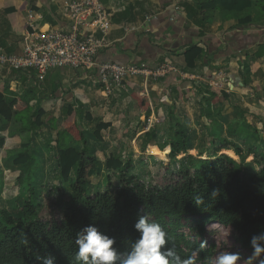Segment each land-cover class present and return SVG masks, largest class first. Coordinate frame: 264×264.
<instances>
[{"label":"trees","instance_id":"obj_1","mask_svg":"<svg viewBox=\"0 0 264 264\" xmlns=\"http://www.w3.org/2000/svg\"><path fill=\"white\" fill-rule=\"evenodd\" d=\"M253 5H258L264 13V0H196L202 24L215 10L242 12ZM3 11L9 24L14 25L13 0H4ZM250 22L251 16L248 15L238 20V26ZM199 34L202 35L203 31L200 30ZM205 48L196 44L185 47L183 55L188 68L195 66L196 59L205 54ZM204 88L207 95H203V99L209 105L218 106L213 110L207 107L204 114L209 120L208 133L215 152L198 159L189 156L188 163L181 162L177 181L173 184L146 187L136 175L128 173L130 158L122 160L109 156L105 166L118 171L119 187L115 189L107 176L104 190L89 194V173L97 159L79 123V112L73 105L65 109L59 138L55 140L58 173L68 189L67 200L63 202L58 198L54 203L57 216L45 214L44 206L39 203L40 191L33 180L39 160L34 152L26 148L10 155L11 166L19 167L16 186L24 189L26 185L24 191L28 196L21 201L18 212L0 208V264H43V259L48 257L53 258V264H80L74 259L77 251L75 237L88 224H95L101 232L115 238L114 247L119 254L117 264H122L131 242L139 235L133 226L141 215L161 225L167 234L165 247L172 248L181 261L210 264L213 247L203 246V236L211 222L231 228L233 239L252 253L251 237L264 231V153L263 165L258 170H247L229 155L218 153L221 149H232L244 158L241 147L221 136L220 103L228 100L229 95L213 86ZM181 96L178 92L177 98ZM74 97L81 102L86 100L80 92H75ZM131 97L140 110L150 113L147 96L131 93ZM30 100L29 93L7 100L0 91V153L12 136L19 140L18 145H24L32 143L33 137L39 134L37 129L43 125L46 110L33 109ZM169 114L171 116L173 111ZM109 126L110 123L99 122L92 135L102 140L101 131ZM170 128L172 136L160 149L169 146V156L175 158L191 146L183 123L175 120ZM144 135L147 138L152 136L149 131ZM44 148L50 152L49 140H44ZM247 152L249 155L253 151ZM213 189L217 190V196L211 195ZM197 196L201 198L199 204L196 203ZM192 216L196 218L191 220L190 230L200 238L199 241L180 232L182 220Z\"/></svg>","mask_w":264,"mask_h":264},{"label":"crops","instance_id":"obj_2","mask_svg":"<svg viewBox=\"0 0 264 264\" xmlns=\"http://www.w3.org/2000/svg\"><path fill=\"white\" fill-rule=\"evenodd\" d=\"M65 1L13 0L15 24L10 25L3 11L4 0H0V45L7 51L17 53L36 29L42 31L65 29L70 22ZM101 2L110 13V28L107 33L108 45L98 55L100 60L121 63L145 61L153 67L162 62H169L174 70L166 76L147 82L142 76H131L126 82L127 90L115 94H107L95 81V76L86 70L53 68L46 73L42 81L37 80L33 70H12L8 73L3 70L0 71V91L5 98L11 100L29 93L32 106L34 101L45 95L48 97L45 98L46 105L53 104V101L55 105L57 102H64L66 108L73 105L77 110L82 109L83 121L88 124L97 113H100L104 118L94 120V129L99 122L114 124L112 119H105L106 116L113 114L112 110L117 111V108L108 110L114 101L119 110L114 116L130 119L134 124L139 123L145 112L138 108L131 93L147 96L152 111L151 117L147 119L148 122H152L161 107H168L171 93L180 92L182 96L185 94L188 96L193 95L194 91L197 94L204 93V86H213L226 91L229 95L228 100L220 103L222 110L220 121L223 125L221 136L241 147L234 140L237 136V123L232 120L235 114L234 107L229 105L232 97L242 92L241 89H249L250 85L255 86L258 83V78L249 72L254 58L264 57V13L259 6L253 5L242 12L215 10L208 14V20L202 24L196 0H101ZM29 11L41 16L35 30L28 26ZM248 15L251 16V22L238 26V20ZM200 30L203 31L202 35L199 34ZM232 34H237L238 37L231 36ZM190 44L206 47L205 54L196 59L193 68L186 66L183 55L185 47ZM239 69L241 76L238 73ZM75 92H80L86 100L81 102L75 99ZM122 94L126 95L128 105L133 111L126 117L124 113L127 111L124 112L119 105V97ZM208 103L205 101V108L210 107L213 110L218 107L216 104ZM228 107L231 108L227 110ZM40 108L46 110V107L40 106L38 109ZM101 110L103 111L100 112ZM88 118L90 119L87 120ZM206 120L209 122L207 118ZM230 128L233 130L230 131ZM146 130L148 127L139 131L136 138L143 135ZM227 150L235 154L234 150Z\"/></svg>","mask_w":264,"mask_h":264},{"label":"rangeland","instance_id":"obj_3","mask_svg":"<svg viewBox=\"0 0 264 264\" xmlns=\"http://www.w3.org/2000/svg\"><path fill=\"white\" fill-rule=\"evenodd\" d=\"M238 71L239 76H241V70ZM249 73L258 78V83L255 86L250 85L249 89H241L243 93L239 92L234 95L229 106L234 107L233 113L235 114L232 120L237 123V136L234 140L241 146L242 155L244 156L242 158V156L236 155L234 159L247 170H258L263 165L262 154L264 153V57L254 58ZM247 77L250 76L247 75ZM237 87L241 88V86ZM199 93L200 96L196 91L193 95L187 96L185 94L181 96L179 101L177 100V93H171L168 107H161L162 109L159 110L156 119L148 122L147 118L151 117L150 114H152L150 109V113H144L143 118L137 124H134L130 119L126 118L125 120L124 117L114 116L115 113L119 112L114 101L113 106L109 105L108 110L117 108V111L112 110L113 114L109 117L106 116L107 118L105 117L107 120L112 119L114 124L101 131L102 140L95 139L92 132L95 121L101 120L104 116H100V113L96 112L94 119L88 124L83 121V110L78 109L79 123L86 133L89 144L92 146V154L97 159V163L89 173L88 193L94 194L103 191L107 176L115 189L119 187L118 171L109 170L105 166V161L109 156L122 160L130 158L129 174L136 175L146 187H160L163 184H173L177 181L179 165L181 162L188 163L189 156L198 159L214 154L215 145L211 142V136L208 133L209 122L204 115L205 101L201 97L206 95L202 92ZM39 98L38 101L32 103L35 110L40 106L46 107L43 125L37 129L39 134L33 137L32 143L24 145H18L19 140L12 136L0 153V208L5 207L13 212H18L21 201L28 196V192L24 191L26 185H24V189L16 186L15 177L19 167L11 166L8 161L9 156L19 149L28 148L34 152L39 160V164L35 168V177H33L38 191H40L39 203L44 206L45 214L49 213L48 215L55 217L58 215L54 204L56 199L61 198L65 202L68 196L67 185L61 181L58 173L55 147V140L59 138L60 122L66 105L64 102H57L55 105L54 101L53 104L46 105L45 98L48 97L42 95ZM119 100V105L122 106L123 111H127L124 113L125 117L133 112L132 107L128 105L125 94L120 95ZM230 108L228 107L227 110ZM171 110L173 114L170 116L169 111ZM175 120L183 123L189 134L191 147L175 158L170 157L169 153L163 156L151 154L149 152L151 144L160 149L163 143L172 136L170 125ZM145 127H148L146 132H151L152 136L149 137L151 139L147 138L144 135L145 133L136 138V134ZM44 140L50 141V152L44 148ZM248 150H252V154L247 155ZM195 218L193 216L187 219L184 218L181 222L180 232L185 237L199 241L200 238H197L195 233L190 230L193 225L191 220ZM206 231L203 236V246L205 248L213 247L210 264H216L217 257L226 252L240 253V259L236 264H264V256L252 257L251 252L242 248L233 239L231 228L220 223L211 222L207 224Z\"/></svg>","mask_w":264,"mask_h":264},{"label":"built area","instance_id":"obj_4","mask_svg":"<svg viewBox=\"0 0 264 264\" xmlns=\"http://www.w3.org/2000/svg\"><path fill=\"white\" fill-rule=\"evenodd\" d=\"M64 4L70 21L65 29L37 30L36 23L41 16L28 12V26L36 31L17 53L0 45V71L33 70L37 80L42 81L53 68L86 70L95 76V81L107 94H115L127 90L126 82L131 76H142L147 82L174 70L169 62L153 67L145 61L100 60V51L108 45L110 13L101 0H66Z\"/></svg>","mask_w":264,"mask_h":264},{"label":"clouds","instance_id":"obj_5","mask_svg":"<svg viewBox=\"0 0 264 264\" xmlns=\"http://www.w3.org/2000/svg\"><path fill=\"white\" fill-rule=\"evenodd\" d=\"M217 194L213 189L211 195ZM200 202L201 198L197 196L196 203ZM133 227L139 235L131 242L122 264H192L191 260L181 261L172 248L165 247L167 234L160 224L141 215ZM115 243V238L101 232L95 224H88L76 234L74 259L80 264H117L119 254ZM249 243L252 257H260L264 253V231L252 236ZM239 259L240 253L226 252L217 257L216 264H236ZM43 264H53V258H44Z\"/></svg>","mask_w":264,"mask_h":264},{"label":"bare ground","instance_id":"obj_6","mask_svg":"<svg viewBox=\"0 0 264 264\" xmlns=\"http://www.w3.org/2000/svg\"><path fill=\"white\" fill-rule=\"evenodd\" d=\"M169 150H170L169 146H165L163 149H159L157 146L152 144L149 146V152L156 156H163L164 154L169 153ZM222 153L230 155V157L232 158H235L236 156V154H234L231 150H227V149H223Z\"/></svg>","mask_w":264,"mask_h":264}]
</instances>
